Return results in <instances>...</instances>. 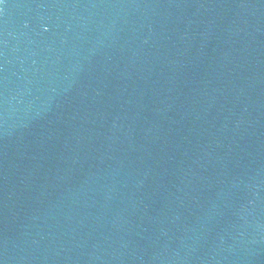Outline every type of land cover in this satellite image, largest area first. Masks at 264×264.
<instances>
[{"label":"water","instance_id":"95a60500","mask_svg":"<svg viewBox=\"0 0 264 264\" xmlns=\"http://www.w3.org/2000/svg\"><path fill=\"white\" fill-rule=\"evenodd\" d=\"M0 264H264V0H2Z\"/></svg>","mask_w":264,"mask_h":264},{"label":"snow or ice","instance_id":"6c2138e0","mask_svg":"<svg viewBox=\"0 0 264 264\" xmlns=\"http://www.w3.org/2000/svg\"><path fill=\"white\" fill-rule=\"evenodd\" d=\"M0 2H2V0H0Z\"/></svg>","mask_w":264,"mask_h":264}]
</instances>
